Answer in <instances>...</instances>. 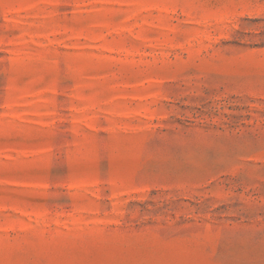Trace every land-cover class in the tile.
<instances>
[{
	"label": "rangeland",
	"instance_id": "1",
	"mask_svg": "<svg viewBox=\"0 0 264 264\" xmlns=\"http://www.w3.org/2000/svg\"><path fill=\"white\" fill-rule=\"evenodd\" d=\"M0 264H264V0H0Z\"/></svg>",
	"mask_w": 264,
	"mask_h": 264
}]
</instances>
